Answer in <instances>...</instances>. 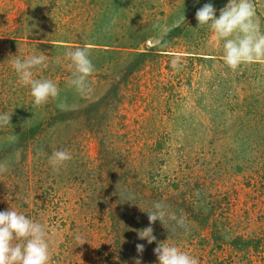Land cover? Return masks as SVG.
Segmentation results:
<instances>
[{
  "label": "rangeland",
  "instance_id": "rangeland-1",
  "mask_svg": "<svg viewBox=\"0 0 264 264\" xmlns=\"http://www.w3.org/2000/svg\"><path fill=\"white\" fill-rule=\"evenodd\" d=\"M208 3L219 18L229 0H0V211L45 227L48 264H159L161 242L199 264H264V61L224 64L196 20ZM255 11L264 32V0ZM85 45L82 96L65 53ZM41 54L33 78L59 96L35 106L11 61ZM56 150L72 157L59 172Z\"/></svg>",
  "mask_w": 264,
  "mask_h": 264
},
{
  "label": "clouds",
  "instance_id": "clouds-1",
  "mask_svg": "<svg viewBox=\"0 0 264 264\" xmlns=\"http://www.w3.org/2000/svg\"><path fill=\"white\" fill-rule=\"evenodd\" d=\"M255 17V0H229V3L220 10L219 18L211 3L205 4L196 12L199 27L206 26L212 33L208 45L214 47L216 43L223 41V62L233 71L243 64L264 61V32L260 31ZM65 56L75 69L72 73L73 78L68 81L69 86L75 87L82 96L88 95L91 92L88 77L95 71L89 58V46L85 45L74 51L69 49ZM15 57L11 61L12 68L18 76V82L22 86H30L35 106L59 96V89L53 81L33 78L34 68L47 67L45 55H33L23 60L19 55ZM179 63V58H174L171 66L178 70ZM9 122H11L9 114H0V126H6ZM71 159V154L67 150H56L49 157V164L54 171L59 172L60 167ZM4 171L6 166L0 164V172ZM154 208L156 211L148 212L150 223L155 224L158 219L163 223L162 213L159 211L161 205L156 204ZM138 237L147 239L149 244L156 240L150 226L139 230ZM136 248L139 253H143V244H137ZM154 252L159 264H199L196 258L167 242H161ZM49 259V241L42 224L12 207L7 211H0V264H48ZM135 264H142V261L135 259Z\"/></svg>",
  "mask_w": 264,
  "mask_h": 264
}]
</instances>
